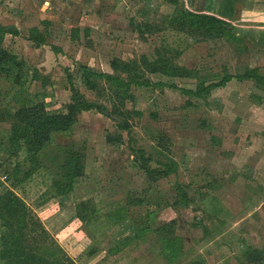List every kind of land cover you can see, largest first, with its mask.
Masks as SVG:
<instances>
[{"label":"rangeland","instance_id":"obj_1","mask_svg":"<svg viewBox=\"0 0 264 264\" xmlns=\"http://www.w3.org/2000/svg\"><path fill=\"white\" fill-rule=\"evenodd\" d=\"M219 2L0 0V28L8 29L0 32V47L24 63L19 83L0 76V111L41 101L58 110L77 92L109 110L119 96L105 76L99 90L90 88L86 72L122 71L132 81L125 125L93 107L62 139L86 153L85 174L69 194L58 193L57 168L46 157L25 176L28 152L9 149L11 123L0 121V191L14 188L42 221L47 240L76 264H264L249 255L264 248V83L239 77L250 68L264 74V0L215 7ZM176 8L223 15L243 42L172 28ZM144 55L191 74L145 71ZM148 157L153 167L169 163L172 172L152 180L142 167ZM180 187L193 197L189 205H174ZM121 206L130 209L117 222L111 214ZM146 217L153 228L144 240L137 230ZM173 218L185 245L172 260L154 229Z\"/></svg>","mask_w":264,"mask_h":264},{"label":"trees","instance_id":"obj_2","mask_svg":"<svg viewBox=\"0 0 264 264\" xmlns=\"http://www.w3.org/2000/svg\"><path fill=\"white\" fill-rule=\"evenodd\" d=\"M167 1L174 4L179 3V0ZM170 26L203 40L225 38L228 41L243 42V38L235 32V28L228 18L207 10L176 8L173 13H170ZM5 31L8 32L6 27L0 28V32ZM34 38L43 42V39ZM143 62L146 64L145 71L162 72L171 76L191 74V69L168 59L150 60L148 55H144ZM23 69L24 63L18 55L7 47L1 46L0 76L4 78L13 76L14 83L17 84ZM124 71L130 72L131 69ZM122 73L121 71L115 75L97 71L86 72V80L90 88L99 90L101 88L99 79L105 76L110 82L109 91L119 96L121 103H114L112 109L109 110L77 92L73 100L58 110L48 108L46 102L41 101L33 105L23 104L0 111V121L11 123L8 138L9 149L19 153L25 148L28 152L26 159L32 163V166H28L25 176H30L46 157L57 168L56 187L58 193L69 194L74 191L77 180L85 174L86 153L84 149L77 147L75 141L65 142L62 139L67 138L66 136L75 130L80 113L93 107H99L103 112L111 113L114 119L125 125L123 123V117L127 115L125 100L129 96L128 92L132 81L125 79ZM231 77V75L226 76L222 83ZM239 77L242 79L254 78L258 83H264V74H260L257 68H250ZM47 80L46 77L44 85L48 83ZM57 135H61L62 138L55 141ZM107 138L108 141L113 142L111 134ZM118 140H123V136L121 135ZM151 159L150 157L143 159L142 167L152 180L166 177L172 172L169 163L160 162L165 168L153 167L149 164ZM21 167V163L14 167V174L19 181L18 174L21 173ZM179 189L180 195L174 205H189L194 200L193 197L186 188L180 187ZM57 200L58 194H55L47 200V203L51 204ZM131 204L138 205L141 202L137 200L132 201ZM129 209L130 206L118 207L111 217L117 222H121L127 218L126 212ZM139 226L138 236L145 240L153 228L150 218L148 220L146 217V220ZM154 230L167 257L173 260L183 254L185 241L184 236L178 232L177 218L164 222ZM46 232L47 229L34 209L14 188L7 187L0 191V262L5 264H76L75 260L67 255L58 244L47 240ZM249 255L256 262H264V248L262 247L252 248Z\"/></svg>","mask_w":264,"mask_h":264},{"label":"crops","instance_id":"obj_3","mask_svg":"<svg viewBox=\"0 0 264 264\" xmlns=\"http://www.w3.org/2000/svg\"><path fill=\"white\" fill-rule=\"evenodd\" d=\"M210 1V3L212 4V2H213V0H209ZM234 2H236V1H238V0H233ZM233 1H231L230 2V0H220V2H219V5H215V7H220V8H223V7H226L227 5L229 6L230 4H227V3H231L232 4V2ZM214 6V5H213ZM193 9V8H192ZM207 11H211V12H214L213 10H210V9H208ZM215 13H217V12H215ZM218 14V13H217ZM220 15V14H219ZM223 16V15H222ZM228 17V16H227Z\"/></svg>","mask_w":264,"mask_h":264}]
</instances>
